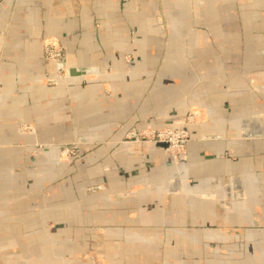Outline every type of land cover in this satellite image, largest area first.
Returning a JSON list of instances; mask_svg holds the SVG:
<instances>
[{
	"label": "crops",
	"instance_id": "obj_1",
	"mask_svg": "<svg viewBox=\"0 0 264 264\" xmlns=\"http://www.w3.org/2000/svg\"><path fill=\"white\" fill-rule=\"evenodd\" d=\"M0 264H264V0H0Z\"/></svg>",
	"mask_w": 264,
	"mask_h": 264
},
{
	"label": "built area",
	"instance_id": "obj_2",
	"mask_svg": "<svg viewBox=\"0 0 264 264\" xmlns=\"http://www.w3.org/2000/svg\"><path fill=\"white\" fill-rule=\"evenodd\" d=\"M46 57L52 61L61 64L58 68L55 76L46 78L49 85L66 84L67 80L71 78L70 72L64 67L65 52L64 48L60 44L48 43L45 45ZM134 140H145L149 143H167V151L170 152L174 161L178 164L181 160H184L185 156H182L184 145L190 140L189 134L186 130L182 129H160L153 131H141L133 129L128 137Z\"/></svg>",
	"mask_w": 264,
	"mask_h": 264
},
{
	"label": "water",
	"instance_id": "obj_3",
	"mask_svg": "<svg viewBox=\"0 0 264 264\" xmlns=\"http://www.w3.org/2000/svg\"><path fill=\"white\" fill-rule=\"evenodd\" d=\"M74 73H76V72H74V71L71 72V75H74ZM158 145L161 146V147H164V148H168V144L167 143H158Z\"/></svg>",
	"mask_w": 264,
	"mask_h": 264
},
{
	"label": "rangeland",
	"instance_id": "obj_4",
	"mask_svg": "<svg viewBox=\"0 0 264 264\" xmlns=\"http://www.w3.org/2000/svg\"><path fill=\"white\" fill-rule=\"evenodd\" d=\"M46 82H47V81H46ZM67 151H68V153H69V154H68V157H71V155H72V151H74V149H72V148H68ZM63 152H66V150L63 149Z\"/></svg>",
	"mask_w": 264,
	"mask_h": 264
}]
</instances>
